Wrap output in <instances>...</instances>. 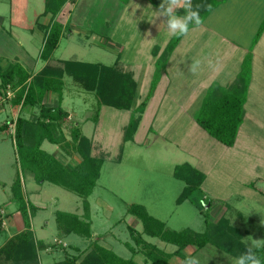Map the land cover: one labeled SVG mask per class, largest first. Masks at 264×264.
<instances>
[{"label":"rangeland","instance_id":"374dc122","mask_svg":"<svg viewBox=\"0 0 264 264\" xmlns=\"http://www.w3.org/2000/svg\"><path fill=\"white\" fill-rule=\"evenodd\" d=\"M153 1L155 5L165 3L166 6V0ZM243 2L227 0L224 5L219 4L200 24L213 28L216 24L229 42L236 41L246 50L239 67L236 66V51L227 54L220 51V62L229 67V72H223L228 82L224 81V84L221 76L213 83L220 89L225 90L228 83L236 80L243 70L247 53H252L248 54L246 79L252 88L250 95L246 94V116L234 149H223L218 141L196 125L209 87L190 100L192 96L189 95L194 89L190 86L192 81L187 80V84L175 74H185L181 71L183 65L175 69V73L170 70L166 79L162 73L166 71L167 60H162L157 70L156 61L163 45L173 35L167 29V17L159 16V10L150 6L147 0H82L73 2L76 5L71 8L75 10L67 8L63 11L59 20L66 26L51 58L106 66L117 63L120 70L131 74L135 80V98L130 110L108 106L99 109L94 93L85 91L70 75L63 74L61 107L68 113L59 123L63 135L69 141L71 127L78 125L81 134L90 141L92 155L103 159L96 185L87 198L92 238H84L65 234L56 221L58 211L74 213L81 218L84 212L82 198L45 180L42 177L44 170L39 166L31 172L27 163L29 154L25 155L16 147L13 139L16 118L30 119L33 114H38V109L13 105L11 99L18 87L13 83L6 87L0 98V128L6 124V129L0 130V220L3 227L0 246L7 238L8 230L4 229L9 226L10 217L16 215L21 222L19 226L12 222V234L22 225L17 212L18 200L12 191L14 184V189L34 212L30 223L35 238L50 244L39 251L42 264L84 252L93 241L113 250L119 257L130 258L131 252L125 244L128 242L136 249L140 247L134 245L128 226L142 231L141 222L127 214V208L132 204L142 205L150 216L170 230L203 232L204 220L215 222L225 217L242 233V241L247 246L251 238L264 239V32L262 36L257 35L259 26L256 25L264 18V2ZM42 4L43 0H28L23 10V2L0 0V71L9 64L18 63L34 75L44 66L40 52L48 25L40 27L44 22L41 18L37 22ZM11 16L16 18V24L11 23ZM221 16H230V21L234 22L228 23ZM251 21L256 22L255 26ZM194 30H200V27ZM154 49L160 51L156 56ZM169 76L170 81H167ZM165 83L170 84L166 92ZM153 84L154 89L132 140L123 143L124 127ZM57 100L58 94L53 92L44 96L47 105H54ZM182 105H187L186 111H180ZM97 110L98 117L94 118ZM41 149L56 155L69 167H74L80 160L72 150L66 153L58 145L46 141ZM183 163H190L206 174L200 190L194 193V197L206 203L201 209L190 200L176 203L184 183L173 176V170ZM250 183L255 184L254 188L249 186ZM143 238L166 252L176 249L157 238L145 235ZM187 253L198 258L200 264H235L236 261L210 244ZM134 259L144 264L141 254ZM174 263V259L170 260V264Z\"/></svg>","mask_w":264,"mask_h":264},{"label":"trees","instance_id":"16d2710c","mask_svg":"<svg viewBox=\"0 0 264 264\" xmlns=\"http://www.w3.org/2000/svg\"><path fill=\"white\" fill-rule=\"evenodd\" d=\"M66 1L44 0L42 15L50 14L52 17L51 23L46 28L45 39L40 52V59L44 62V66L36 74L31 75L20 64H9L4 70L0 71V98L6 87L13 83L18 88L11 99L12 104L38 109V114H33L34 116L30 119L22 116L16 118L13 128L14 143L22 153L29 154L27 163L31 167V172L34 173L35 168L39 166L44 170L42 177L44 176L45 180L82 198L84 209L82 217L80 218L74 213L58 211L56 221L59 228L65 234H76L84 238H92L87 198L96 185L103 159L92 155L90 141L81 134L78 125L75 124L71 127L69 141L63 135L59 123L68 116L67 111L61 107L63 74L70 75L85 91L94 93L99 109L100 106H108L116 110H130L135 98L137 84L131 74L123 72L116 66L117 63L106 66L51 58L53 52L58 48L63 29L62 25L54 21L53 18L61 11ZM150 1L155 5L156 2ZM221 1L224 0H192V5L194 9L197 4L202 5L200 16L203 19ZM207 5L212 6L210 11L204 7ZM155 6L158 7L159 5L156 4ZM176 14L183 16L185 10L179 8ZM192 26L190 24L189 28ZM263 29L264 21L257 35H260ZM181 37L173 36L170 38L161 56L158 57V61H156L157 70L161 66L160 62L168 59ZM158 51V49L153 50L154 56L157 55ZM248 57L246 56L244 59L243 70L240 75L234 82L227 85L228 87L225 90L220 89L215 84L209 86L207 96L202 101L200 115L195 120L197 125L208 135L226 147L234 145L238 129L245 115L244 106L248 89L246 79L249 72ZM153 89L154 84L151 86L145 100L134 110L136 116L132 115L124 127L122 133L123 143L132 140V136L140 123L141 113ZM48 92L58 94L56 104L47 105L44 102V96ZM97 117L98 110L94 118ZM5 129L6 124L0 128V130ZM45 141L52 145H58L66 153L72 150L79 156V162L74 167L63 165L56 158V155L53 156L41 149ZM173 176L184 183L176 203L180 204L185 200H190L201 209L206 203L204 200L194 197V193L200 190V186L205 180V174L189 163H183L174 167ZM35 177L37 178V176ZM254 185L253 183L249 184L252 188H254ZM14 187L15 184L12 191L14 198L18 200L17 212L22 220V229L6 239L0 247V264H42L39 251L50 246V244L35 238L30 223V218L33 217L34 212L29 204H25L19 191ZM127 214L136 218L142 224L141 232H138L132 226H128L134 245L140 247L136 249L128 242L125 244L131 252L130 258L119 257L113 250L93 241L84 252L67 255L62 260L49 264H141L134 259L138 254L143 257L144 264H170L172 259H174V264H182L190 256L187 251L194 252L207 244L234 258L245 252L248 247L242 241V233L232 227L225 217H221L215 222L204 220L205 230L195 232L190 229L174 231L166 228L163 222L150 216L142 205H130L127 208ZM1 222L2 220H0V230L2 229ZM143 235L157 238L165 244L175 246L176 249L170 253L166 252L146 241ZM257 255L264 264V248H261Z\"/></svg>","mask_w":264,"mask_h":264},{"label":"crops","instance_id":"0c3cea01","mask_svg":"<svg viewBox=\"0 0 264 264\" xmlns=\"http://www.w3.org/2000/svg\"><path fill=\"white\" fill-rule=\"evenodd\" d=\"M11 1L12 2H23V5H22V8L24 7L23 10L28 5V0H11ZM80 1H82V0H80ZM80 1L67 0L66 4L63 6L61 11L53 18V20L58 22L59 24H61L62 27L66 26V24H64V22L59 20V17L63 14V11L66 10L67 8L70 11L71 10H75V8H71V6H75L76 5V3H73V2H80ZM147 1H148L150 6H152L153 8H155L157 10H159L155 5L152 4V2H150L149 0H147ZM226 1L227 0L221 1L219 4L224 5V3ZM228 1H231V0H228ZM239 1L243 2L245 0H239ZM259 2H264V1L263 0H259ZM243 3H245V2H243ZM246 3H248V2L246 1ZM218 5L216 7H218ZM177 9H179V8H177ZM43 10H44V0H43V4H42V9L40 10V13H39L40 16L37 19V22L39 21L40 18L43 19V21H44L42 24L39 25L40 27L47 26L52 21V17H51L50 14H47L46 16L42 15ZM177 11L178 10H176V12ZM208 15L206 17H208ZM23 16H24V14H23ZM221 18L223 20H225V19L228 20V23L229 22L230 23L234 22L233 20L230 21V19H231L230 16H226V17L225 16L224 17L221 16ZM14 19H16V18L11 16V20L10 21H11V23H15L16 24V22H14L15 21ZM67 19L69 20V15L67 16ZM1 20H2V18H0V21ZM263 20H264V18L260 22H258V24H256V22H254V21H251V23H253L252 25H254V23H255L257 26H259L258 27V30H259ZM45 21H46V23H45ZM245 21L248 22V19H245ZM196 27H200V30H194ZM219 28L220 27L219 26L217 27L216 24H215V28L209 27L207 24H205V25L202 24L200 26H194V28L189 29V31H188V33L186 35H183L181 37V39H180L179 43L177 44V46L174 48L172 53L168 56L167 66L165 67L166 71L165 72L163 71V73H162L164 75V79H166V76H167L168 72H170V70H172L175 73L174 70L178 69L180 66L182 67V65H183V68H182L181 71H183L185 74H180V75H178L177 73H175V74H176V76H178L179 80H181V78H182V80L183 81L185 80V82L187 84H188L187 80L190 79V82L192 81L190 83V86L194 87V89H192V94L189 95V97L192 96L190 98V100H192L196 95L202 94L203 91L206 90L211 84L216 83L217 79L219 77H221V76H222L221 80H222V82L224 84H225V82H228V81H226L227 75H224L223 72H225V71L229 72V70H228L229 67L227 65H223L224 62H220V60H221L219 58L220 57V51H225L226 54L228 52H230V51H231V53H234V51H236L237 54H238V62L236 61V66L237 67H239L241 65V61L243 60V54L246 53V50L244 48H242L240 44L236 43V41H230L229 42V38L227 36L223 35V33H220ZM215 29H217V31ZM258 30H257V33H258ZM62 31H63V29H62ZM263 32H264V30L261 32V34H260L261 36H262ZM62 36H63V33H62ZM62 36H61V38H62ZM261 36H260V39H261ZM253 39L254 38H252V40ZM169 40H170V38H169ZM168 41L165 43V45L168 43ZM252 42L253 41H251V43ZM165 45H163V49H164ZM254 45H256V43ZM159 53H160V51L157 52V55ZM248 54L251 55L252 53L249 52V53H247L246 56H248ZM253 55L256 56V53H253ZM227 56H229V55H227ZM223 58H224V56H223ZM193 60H200L201 61L200 67H198L196 69V73H192V72L189 71V66H190V64L192 63ZM252 70H253V68H252ZM170 76L167 79V81H170ZM184 77H186V78H184ZM219 80H220V78H219ZM163 81L166 82V80H163ZM162 82H161V85H162ZM227 85H230V83H228ZM169 87H170V84L169 83H167V84L165 83V85H164L165 92L168 90ZM251 88H252V84L249 82L248 83V89H247V93L249 95H250V92H251ZM183 100L186 101V98L183 99ZM246 100H247V97H246ZM187 108H188L187 105H182V106H180V111H182V112L186 111ZM245 116H246V112H245V115H244L243 122L245 120ZM243 122H242V124H243ZM197 127H198V125H197ZM240 127H239V129H240ZM239 129H238V133H239ZM238 133H237V136H238ZM237 136H236L237 140H235V143H234V145L232 147H226V146H224V145H222L220 143L221 146H223V149L224 148L225 149H234L236 144H237V141H238V137ZM190 165L196 168V166H194L192 164H190ZM196 169H198V168H196ZM201 172H203V171H201ZM205 179H206V174H205ZM204 181H203V183H204ZM202 184H201V186H202ZM201 186H200V188H201ZM16 217L18 218V216H16V215H13V218L10 217L11 220L9 219L10 222L8 223L9 224L8 228L4 229L6 231L8 230V233H7L8 235H7L6 239H8L9 237H11L13 235L11 233L12 222L16 226L17 225L19 226V224L21 223V222H18V219ZM18 229L20 231L22 229V225L20 227H18ZM4 242L5 241H3V244H4ZM39 257H40V255H39ZM40 261L42 263L41 257H40Z\"/></svg>","mask_w":264,"mask_h":264},{"label":"clouds","instance_id":"9594fccd","mask_svg":"<svg viewBox=\"0 0 264 264\" xmlns=\"http://www.w3.org/2000/svg\"><path fill=\"white\" fill-rule=\"evenodd\" d=\"M183 8L185 14L178 16L176 14L177 8ZM202 5L197 4L195 9L192 5V0H166L165 3L159 5V16L167 17L165 23L169 33L173 36H183L189 31V25L199 26L202 23L200 16V8ZM206 10H211V5L204 6ZM200 60H193L189 66V71L196 73V69L200 67ZM264 248V239L251 238L249 246L245 252L236 258L235 264H262L257 252ZM182 264H200L199 259L196 257H187Z\"/></svg>","mask_w":264,"mask_h":264}]
</instances>
